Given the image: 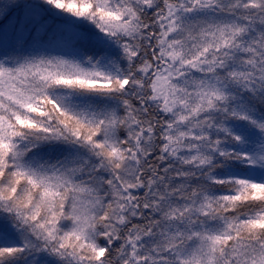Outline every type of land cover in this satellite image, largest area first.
Segmentation results:
<instances>
[{
  "label": "snow or ice",
  "instance_id": "1",
  "mask_svg": "<svg viewBox=\"0 0 264 264\" xmlns=\"http://www.w3.org/2000/svg\"><path fill=\"white\" fill-rule=\"evenodd\" d=\"M0 264H264V0H0Z\"/></svg>",
  "mask_w": 264,
  "mask_h": 264
}]
</instances>
